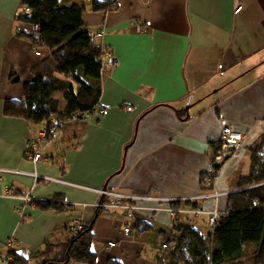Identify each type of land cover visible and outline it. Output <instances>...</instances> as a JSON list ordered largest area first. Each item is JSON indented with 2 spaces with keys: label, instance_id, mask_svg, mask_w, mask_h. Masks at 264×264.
Wrapping results in <instances>:
<instances>
[{
  "label": "crops",
  "instance_id": "obj_1",
  "mask_svg": "<svg viewBox=\"0 0 264 264\" xmlns=\"http://www.w3.org/2000/svg\"><path fill=\"white\" fill-rule=\"evenodd\" d=\"M94 1L111 0H82L85 30L92 37L103 30L95 42L118 61L101 82L104 114L66 126L33 164L26 147L39 127L4 116L2 108L6 100L23 99L33 80L39 57L28 37L38 30L16 20L25 12L21 0H0V171H12L0 172V254L33 256L30 264L40 262L46 245L70 240L66 229L75 220L92 228L95 264H157L163 244L175 247L166 209L225 211L227 196L249 174L250 150H264V0H119L116 9L96 12ZM133 21L144 30L131 28ZM224 126L243 136L217 167L215 189L228 195L165 202L203 193L202 177L213 168ZM6 189L29 195L34 205ZM102 190L159 202H137L130 213L97 210L93 204L112 202ZM56 198L60 210L39 209ZM177 226L207 233V215L181 212ZM10 238L15 243L7 247Z\"/></svg>",
  "mask_w": 264,
  "mask_h": 264
},
{
  "label": "trees",
  "instance_id": "obj_2",
  "mask_svg": "<svg viewBox=\"0 0 264 264\" xmlns=\"http://www.w3.org/2000/svg\"><path fill=\"white\" fill-rule=\"evenodd\" d=\"M21 6L28 11L16 20L37 28V34L28 39L40 57L31 69L33 80L24 85L23 99L4 101L3 115L23 119L35 127L49 126L52 118L64 120L77 113L87 115L85 120L95 117L94 111L100 109L101 82L108 69L101 66V46L85 30L82 0L69 5L61 0H21ZM116 7L117 2L112 0L94 1L91 6L95 12ZM9 78L12 83L18 80L14 73ZM183 115L178 112L179 117ZM250 153L249 174L239 181L241 190L227 196L226 213L214 231L201 233L192 227L177 226V235L171 237L175 247L163 251L157 264H264L262 145ZM58 200L40 203L38 207L60 210ZM92 239V228L85 225L80 234L64 244L46 245L39 256L50 258L37 264H48L50 259L51 264H95ZM11 254V264H30L34 258Z\"/></svg>",
  "mask_w": 264,
  "mask_h": 264
},
{
  "label": "built area",
  "instance_id": "obj_3",
  "mask_svg": "<svg viewBox=\"0 0 264 264\" xmlns=\"http://www.w3.org/2000/svg\"><path fill=\"white\" fill-rule=\"evenodd\" d=\"M113 2H118L119 0H112ZM242 9L241 5H238V7L235 9V13H239ZM24 10L27 12L28 9L24 7ZM129 26L133 28L136 32L140 33L144 30V27L140 22L133 21L130 22ZM36 30L37 28L34 27ZM104 31H99L93 38L94 40L100 39L103 37ZM101 50L103 53V61H101V66L103 68H106L108 70L114 69L118 66V61L113 54L112 50L110 48H105L101 46ZM34 55L37 57H40V52L36 49H33ZM218 72H222L224 70V67L222 64H219L217 66ZM125 110L127 112L132 111L131 107H126ZM95 117L101 116L104 114L103 109H97L94 111ZM87 118V115H83L82 113H77L75 115H72L71 117H68L64 120H57L55 118H52V124L49 126L42 125L39 127V130L35 134L32 139H30L27 143L26 147V159L30 161L31 163L35 164L40 161H43L44 158L41 155L42 147L44 145H47L49 142L56 140L59 132L61 131V128H65L66 126L78 122V121H85ZM243 136L241 133L234 132L229 127L224 126L222 127L219 138L215 143V153L213 158V168L210 171L209 174L204 175L202 177V188L203 193L201 195L192 197V198H185V199H172V200H165V202H179V201H199V200H205V199H213L217 200L220 197L228 195V193L225 192H219L215 189L214 182L217 179L218 170L217 167H220L226 158L229 156V154H233L236 152L241 144H242ZM0 172H7L11 173L12 171H0ZM35 180L40 179V177L36 174H32ZM48 180V179H45ZM6 191V195L13 198H19L22 200L24 205L33 206L35 201L32 199L29 195H23L18 196L15 194L10 193L9 191ZM99 194L103 197H109L112 199V202L106 203V202H98L92 205L95 209H123L127 212H132L138 209L136 206L137 202H144V201H156L159 202L157 198H149V197H137V196H131V195H118L114 194L105 190L98 191ZM83 206H86L85 204ZM166 212H168L169 215V223H168V230L170 231L171 237L177 235L176 227L178 222V215L181 212H187L189 214H193L195 216H200L202 214L207 215V228L210 232H213L216 224L220 220L222 216L225 215V211H219V210H212L210 212H205L200 209H189L186 211L180 210L179 208L169 207L166 209ZM85 225L82 222V220H75L70 225L67 226V233L71 238L77 236L82 232ZM125 235H129L131 233V230L129 227H126L123 230ZM15 243V240L13 238H10L7 240V247H12ZM113 243H109V247H113ZM162 251H166L168 249L166 244L162 245ZM14 261V257L11 254L10 250L5 254H0V264H11Z\"/></svg>",
  "mask_w": 264,
  "mask_h": 264
},
{
  "label": "rangeland",
  "instance_id": "obj_4",
  "mask_svg": "<svg viewBox=\"0 0 264 264\" xmlns=\"http://www.w3.org/2000/svg\"><path fill=\"white\" fill-rule=\"evenodd\" d=\"M235 153V152H234ZM233 153V154H234ZM233 154H229V156L226 158V159H228L229 157H231ZM225 162H226V160H225ZM53 253H55V252H53ZM43 258L42 259H49L50 257H47L46 255H44V256H42ZM52 263V260L50 259L49 261H48V264H51Z\"/></svg>",
  "mask_w": 264,
  "mask_h": 264
}]
</instances>
